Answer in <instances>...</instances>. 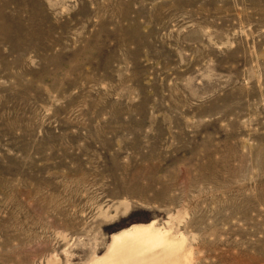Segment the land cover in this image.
<instances>
[{"label":"rangeland","instance_id":"rangeland-1","mask_svg":"<svg viewBox=\"0 0 264 264\" xmlns=\"http://www.w3.org/2000/svg\"><path fill=\"white\" fill-rule=\"evenodd\" d=\"M151 222L264 264V0H0V264Z\"/></svg>","mask_w":264,"mask_h":264},{"label":"bare ground","instance_id":"bare-ground-1","mask_svg":"<svg viewBox=\"0 0 264 264\" xmlns=\"http://www.w3.org/2000/svg\"><path fill=\"white\" fill-rule=\"evenodd\" d=\"M183 241L154 222L133 226L112 235L105 255L93 264H187L180 256Z\"/></svg>","mask_w":264,"mask_h":264}]
</instances>
